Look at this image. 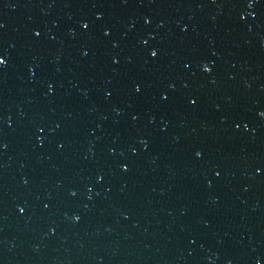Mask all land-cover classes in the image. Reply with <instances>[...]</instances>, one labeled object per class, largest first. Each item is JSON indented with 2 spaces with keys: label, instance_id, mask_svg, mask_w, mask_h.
<instances>
[{
  "label": "water",
  "instance_id": "obj_1",
  "mask_svg": "<svg viewBox=\"0 0 264 264\" xmlns=\"http://www.w3.org/2000/svg\"><path fill=\"white\" fill-rule=\"evenodd\" d=\"M0 25V264H264V0Z\"/></svg>",
  "mask_w": 264,
  "mask_h": 264
},
{
  "label": "snow or ice",
  "instance_id": "obj_2",
  "mask_svg": "<svg viewBox=\"0 0 264 264\" xmlns=\"http://www.w3.org/2000/svg\"><path fill=\"white\" fill-rule=\"evenodd\" d=\"M248 6H249V7H252V3L249 2ZM0 27H2V25H0ZM85 27H87V25H85ZM105 35H108V33L105 32ZM156 55H157V53H156L155 51L151 53V56H152V57H155ZM4 64H5V60L0 59V67H2ZM203 71H204L205 73H207V72L209 71V68H208L207 66H205L204 69H203ZM136 91L139 92V88H137ZM165 99H166V98H165ZM191 103H192V104H195L196 101L193 100V101H191ZM196 155L199 156L200 153L197 152ZM46 207H47V206H46Z\"/></svg>",
  "mask_w": 264,
  "mask_h": 264
}]
</instances>
